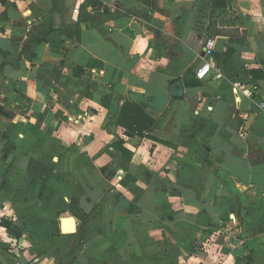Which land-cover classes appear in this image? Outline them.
Instances as JSON below:
<instances>
[{
	"label": "crops",
	"instance_id": "crops-1",
	"mask_svg": "<svg viewBox=\"0 0 264 264\" xmlns=\"http://www.w3.org/2000/svg\"><path fill=\"white\" fill-rule=\"evenodd\" d=\"M261 102L264 0H0V264H264Z\"/></svg>",
	"mask_w": 264,
	"mask_h": 264
},
{
	"label": "trees",
	"instance_id": "trees-1",
	"mask_svg": "<svg viewBox=\"0 0 264 264\" xmlns=\"http://www.w3.org/2000/svg\"><path fill=\"white\" fill-rule=\"evenodd\" d=\"M155 121V117L149 114L142 104L131 100L124 103L118 119L119 125L124 127L129 135H138L141 137L148 135L152 131ZM115 145L123 156L130 161L133 152L124 146V140L119 138L115 142ZM7 154L8 152H5V158L7 157ZM121 166L126 168L124 163H121ZM122 183L127 184L128 182L123 180ZM2 223L9 229L13 227L12 224L6 220H3ZM218 241L219 243H222L224 240L218 239Z\"/></svg>",
	"mask_w": 264,
	"mask_h": 264
},
{
	"label": "built area",
	"instance_id": "built-area-1",
	"mask_svg": "<svg viewBox=\"0 0 264 264\" xmlns=\"http://www.w3.org/2000/svg\"><path fill=\"white\" fill-rule=\"evenodd\" d=\"M216 46V38L215 37H209L206 40V43L203 48L204 57H209L214 53V49ZM213 71V66L210 62L206 61L197 71L196 76L200 79L205 78L208 74H210ZM233 87L236 89L241 90L245 96L248 98H255L256 96V90L249 88L247 84L241 81H236L233 83ZM261 106L264 108V102H261Z\"/></svg>",
	"mask_w": 264,
	"mask_h": 264
},
{
	"label": "water",
	"instance_id": "water-1",
	"mask_svg": "<svg viewBox=\"0 0 264 264\" xmlns=\"http://www.w3.org/2000/svg\"><path fill=\"white\" fill-rule=\"evenodd\" d=\"M172 95L176 97H181L184 95L183 82L179 81L172 86ZM252 116L249 120L251 123ZM62 231L64 233H75L77 231V220L74 216H67L61 219Z\"/></svg>",
	"mask_w": 264,
	"mask_h": 264
}]
</instances>
